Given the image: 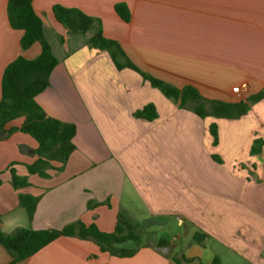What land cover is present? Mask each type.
<instances>
[{"label": "crops", "instance_id": "1", "mask_svg": "<svg viewBox=\"0 0 264 264\" xmlns=\"http://www.w3.org/2000/svg\"><path fill=\"white\" fill-rule=\"evenodd\" d=\"M7 1L0 0V97L5 67L19 56L35 59L41 51L38 44L21 50L23 33L9 26ZM118 3L127 6L128 23L115 13ZM54 5L98 19L103 36L119 43L134 66L176 88L189 85L204 98L223 102L244 100L264 88V0H32L58 61L35 102L46 116L75 126V150L63 170L51 169L42 179L26 168L37 158L35 140L20 132L7 136L23 118L3 128L0 233L61 230L77 221L110 233L121 213L140 231L141 247L119 258L100 252L91 241L61 237L18 263L0 245V264H212L214 258L222 264L217 254L203 262L210 245L248 264H263L264 208L257 205L262 193L246 192L252 177L264 180L252 160L258 155H249L257 131L264 138V123L259 120L249 130L244 163L237 158L229 163L220 152L225 146L220 133L216 146L208 139V117L200 119L190 105L179 107L136 72L117 70L107 53L88 45L95 26L86 35H68L53 16ZM242 83L248 91L238 97L232 88ZM149 104L155 120L135 117ZM203 164L212 174L209 179L199 171ZM11 165L27 178L28 187H11ZM20 195L38 199L30 221ZM173 220L189 229L183 249H175L178 238L163 249L147 240L151 225ZM197 232L207 235L203 245L192 241ZM182 257L196 261L186 263Z\"/></svg>", "mask_w": 264, "mask_h": 264}, {"label": "trees", "instance_id": "2", "mask_svg": "<svg viewBox=\"0 0 264 264\" xmlns=\"http://www.w3.org/2000/svg\"><path fill=\"white\" fill-rule=\"evenodd\" d=\"M114 11L123 22L130 21V13L124 3L116 4ZM52 13L68 35H86L95 26L96 32L88 40V45L91 48L107 53L117 70L130 69L136 72L143 81L158 89L165 97L178 101L179 107L184 108L190 105L193 114L200 119L213 117L237 120L249 112L251 103H257L264 99V88L257 94L238 102L206 99L189 85L180 89L176 88L134 66L126 57L119 43L103 36L101 22L98 19L88 16L78 9L65 8L61 5H54ZM7 19L13 30L23 33L20 39L22 51L30 49L34 44H38L41 51L39 56L32 60L22 56L17 57L3 71L0 97V140L3 139V128L8 123L23 118L21 126L9 129L7 136L14 132H20L35 140L37 149L34 154L37 158L32 164L26 166L27 172L30 175L47 179L49 178L48 171L51 169L63 170L70 155L74 152L75 146L72 140L75 136V126L46 116L42 108L35 102V97L49 86L50 75L58 61L44 36L43 23L32 9V0H8ZM60 42H63L62 37ZM134 115L150 122L157 118L155 108L150 104ZM208 131L213 146H216L218 143L216 124L209 125ZM263 149L264 138L254 139L249 155H260ZM52 163L59 164V167L53 168ZM12 166L8 169L11 187L14 190L28 187L27 178L18 176ZM37 202L38 199L30 195L19 196V205L25 210L28 221L33 217ZM88 207L91 208L92 205L89 203ZM61 237L91 241L97 245L100 252L119 258L131 257L141 247L140 231L121 213L117 215L116 225L110 233L101 232L95 224L85 225L77 221L61 230L35 231L20 228L10 235L0 233V245L11 256L12 263H18L30 258ZM206 239L207 235L198 232L192 237V241L198 245H203ZM156 247L168 248L170 242L161 238ZM182 260L186 263L196 261V259L184 257ZM212 264H220L218 258H214Z\"/></svg>", "mask_w": 264, "mask_h": 264}, {"label": "rangeland", "instance_id": "3", "mask_svg": "<svg viewBox=\"0 0 264 264\" xmlns=\"http://www.w3.org/2000/svg\"><path fill=\"white\" fill-rule=\"evenodd\" d=\"M255 95V94H254ZM210 122L216 124L219 128L217 129V132H219L220 138H222L223 149L220 150V152L225 155L229 160V163H232V160L234 158H237L241 160L244 163V155H247V150L245 149L244 145L247 141V135L249 133V130L254 128L256 126H259V120L264 123V99L257 103H251L250 104V110L247 113V115L244 118H239L237 120H225V119H216L213 117L207 118ZM211 123V124H212ZM235 129V133L233 130ZM257 139H259V136L263 135V132L257 131ZM210 135L208 134V139ZM252 160L258 165L260 168L261 175L264 174V149L262 150L261 154L257 157H253ZM208 166L204 165L201 167L199 165V171H201V175L204 176L205 179H209L211 177V173H209ZM262 178V176H261ZM208 183V181H206ZM215 187L214 183H211V187ZM249 189L246 193H262V197L260 201L257 202V205L264 208V180L258 179L252 177L249 183ZM238 186L235 187L234 192L238 193ZM264 210V209H263ZM173 226H172V224ZM161 227H157L154 225H151L150 230L151 234H149V237L147 240H155L158 241L159 239L163 238L167 241H171L173 239L178 238L179 240L175 243L176 247L175 249H183L187 241H190V236L185 237L184 234L189 231L187 225L184 226H176V220L169 221V222H161L159 224ZM264 226V224L262 225ZM256 227V226H255ZM262 228V227H261ZM264 234V229H262ZM261 237L264 241V235ZM145 242V240H144ZM264 245V242H263ZM130 246V245H129ZM132 247V246H131ZM217 254L221 258L222 264H248L242 260L239 256H237L236 253H231L226 248H223L222 246L217 245H210L208 246V249L205 251V255L203 257V262L207 263L211 260V258ZM262 258L264 260V252L262 255ZM264 264V263H263Z\"/></svg>", "mask_w": 264, "mask_h": 264}, {"label": "built area", "instance_id": "4", "mask_svg": "<svg viewBox=\"0 0 264 264\" xmlns=\"http://www.w3.org/2000/svg\"><path fill=\"white\" fill-rule=\"evenodd\" d=\"M248 91L247 83H242L234 88H232L233 94L238 97H242Z\"/></svg>", "mask_w": 264, "mask_h": 264}]
</instances>
